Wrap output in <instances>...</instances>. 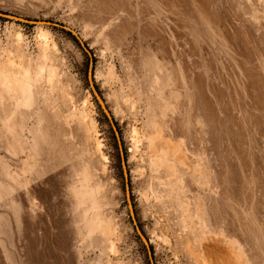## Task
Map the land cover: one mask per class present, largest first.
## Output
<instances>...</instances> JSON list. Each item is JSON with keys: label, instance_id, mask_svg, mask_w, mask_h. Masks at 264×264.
Returning a JSON list of instances; mask_svg holds the SVG:
<instances>
[{"label": "rangeland", "instance_id": "obj_1", "mask_svg": "<svg viewBox=\"0 0 264 264\" xmlns=\"http://www.w3.org/2000/svg\"><path fill=\"white\" fill-rule=\"evenodd\" d=\"M0 264H264V0H0Z\"/></svg>", "mask_w": 264, "mask_h": 264}, {"label": "water", "instance_id": "obj_2", "mask_svg": "<svg viewBox=\"0 0 264 264\" xmlns=\"http://www.w3.org/2000/svg\"><path fill=\"white\" fill-rule=\"evenodd\" d=\"M0 16L8 17V15L6 13H2V12H0ZM19 20H22V21L30 23V24L48 25V26L57 27V28H60L63 30H67L68 32L73 34V36L76 38L79 45L81 46L82 50L89 57V64H88V69H87V83H88V86L91 90L92 95L94 96L98 105L100 106V108H101L103 114L105 115L107 122H108V124H109V126H110V128L114 134L117 149H118V155H119V161H120V166H121V171H122V177H123L124 195H125V200H126L129 216L131 219V223L133 224V228L137 234V237L140 239L143 246L145 247L146 255H147L149 264H154L153 258H152V252L150 250L149 241L145 237L143 232L141 231V229L137 223V220L135 218L133 205H132L131 197H130L129 172L127 169L125 153H124L123 145H122V142L120 139V135H119L117 126L115 124V121L113 120L111 113L109 112V110L105 106L103 99L101 98V96H100V94H99V92H98V90L94 84L93 73H92V68H91V52H90V49L85 45L84 41L78 36V34L69 26H66L64 24H61V23H58L55 21H37V20H28V19H23V18H19Z\"/></svg>", "mask_w": 264, "mask_h": 264}]
</instances>
